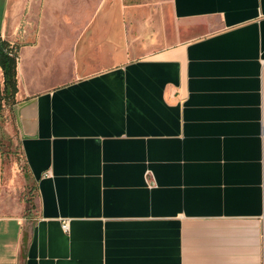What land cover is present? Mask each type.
Segmentation results:
<instances>
[{"label":"crops","instance_id":"1","mask_svg":"<svg viewBox=\"0 0 264 264\" xmlns=\"http://www.w3.org/2000/svg\"><path fill=\"white\" fill-rule=\"evenodd\" d=\"M155 12L5 0L36 213L0 264H264V0Z\"/></svg>","mask_w":264,"mask_h":264},{"label":"rangeland","instance_id":"2","mask_svg":"<svg viewBox=\"0 0 264 264\" xmlns=\"http://www.w3.org/2000/svg\"><path fill=\"white\" fill-rule=\"evenodd\" d=\"M166 0H124L127 7L138 9L140 23L150 22L157 6ZM5 0H0V13ZM63 18L62 15L58 17ZM43 22L42 35L50 31ZM15 104L3 102L0 111V209L5 214L20 213L25 218L36 213L35 188L27 173L15 121Z\"/></svg>","mask_w":264,"mask_h":264},{"label":"trees","instance_id":"3","mask_svg":"<svg viewBox=\"0 0 264 264\" xmlns=\"http://www.w3.org/2000/svg\"><path fill=\"white\" fill-rule=\"evenodd\" d=\"M18 58V49L0 37V111L3 102L16 104Z\"/></svg>","mask_w":264,"mask_h":264},{"label":"built area","instance_id":"4","mask_svg":"<svg viewBox=\"0 0 264 264\" xmlns=\"http://www.w3.org/2000/svg\"><path fill=\"white\" fill-rule=\"evenodd\" d=\"M68 228H69V225H68V222H67V223H65V224L63 225V229H64L65 231H67Z\"/></svg>","mask_w":264,"mask_h":264}]
</instances>
